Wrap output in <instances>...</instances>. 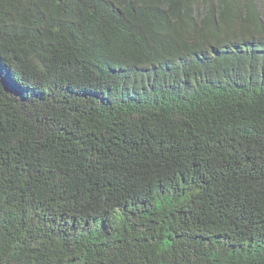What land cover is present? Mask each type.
<instances>
[{
  "label": "trees",
  "instance_id": "1",
  "mask_svg": "<svg viewBox=\"0 0 264 264\" xmlns=\"http://www.w3.org/2000/svg\"><path fill=\"white\" fill-rule=\"evenodd\" d=\"M252 1L0 0V264H264Z\"/></svg>",
  "mask_w": 264,
  "mask_h": 264
},
{
  "label": "clouds",
  "instance_id": "2",
  "mask_svg": "<svg viewBox=\"0 0 264 264\" xmlns=\"http://www.w3.org/2000/svg\"><path fill=\"white\" fill-rule=\"evenodd\" d=\"M253 4L254 2H261L262 5L264 6V0H254L252 1ZM242 5V4H240ZM255 7V6H254ZM242 11L244 12L245 9L242 7ZM254 11H255V16H256V19L259 20V22L263 25L264 27V20L262 19L261 16H259L257 13H258V9L255 7L254 8ZM246 37L245 36H240L238 35L237 37H234L231 39V41L235 44H230V45H226V46H222L218 49H221V48H231V47H237V48H251L252 50L255 51V53H257L258 55H262L263 54V51H264V34L261 35V36H258V35H255L254 38L252 40H249V41H246ZM216 51L217 49H208L205 51V56L206 58L204 59H199V61H203V60H208V59H212V60H216L214 59L215 55H216ZM196 64L193 62V61H189L188 59L186 60V62H181V61H175L172 65V67L181 72L182 74H185V75H188L190 77H192L190 80H189V83L191 84V81L192 80H200L202 81L203 78H198V76H191L192 73L194 72L193 68ZM84 94H87V95H93L92 93H85V92H82L80 93V95H84Z\"/></svg>",
  "mask_w": 264,
  "mask_h": 264
},
{
  "label": "rangeland",
  "instance_id": "3",
  "mask_svg": "<svg viewBox=\"0 0 264 264\" xmlns=\"http://www.w3.org/2000/svg\"><path fill=\"white\" fill-rule=\"evenodd\" d=\"M254 6L258 9V15L264 20V6L261 2H254Z\"/></svg>",
  "mask_w": 264,
  "mask_h": 264
},
{
  "label": "bare ground",
  "instance_id": "4",
  "mask_svg": "<svg viewBox=\"0 0 264 264\" xmlns=\"http://www.w3.org/2000/svg\"><path fill=\"white\" fill-rule=\"evenodd\" d=\"M196 12V11H195ZM252 28V27H251ZM237 37V36H236ZM201 42V41H200ZM235 53V52H234ZM228 58V57H227ZM233 59V58H232ZM211 63V62H210ZM224 64V63H223ZM167 79V78H166ZM134 85V84H133ZM236 94V93H235ZM113 110V109H112ZM140 111V110H139ZM205 121V120H204ZM52 131V130H51ZM32 153V152H31ZM28 162V161H27ZM34 162V161H33ZM39 164V163H38ZM84 243V242H83ZM77 249V248H76ZM74 250V249H73Z\"/></svg>",
  "mask_w": 264,
  "mask_h": 264
}]
</instances>
